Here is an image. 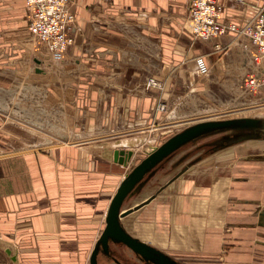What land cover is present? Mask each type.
<instances>
[{"label":"crops","instance_id":"obj_1","mask_svg":"<svg viewBox=\"0 0 264 264\" xmlns=\"http://www.w3.org/2000/svg\"><path fill=\"white\" fill-rule=\"evenodd\" d=\"M263 2L222 1L221 22L246 24ZM68 3L75 17L73 44L55 69L63 71V81L59 86H47L46 104L49 113V105H54L52 113L62 108L65 128L50 124L48 128L44 122L28 120L38 129L41 126L50 130H24L18 125L28 121L23 115L19 116L21 120L10 117L6 101H0V139L7 140L11 132V137L32 141L7 154L0 153V264H89V255L105 226V213L130 170L113 161L114 151L135 153L131 161L138 159L136 165L145 157L143 150L147 146H159L181 125L191 124L190 120H210L244 110L247 105L258 108L263 101L264 95L258 98L242 88L243 78L256 70L252 61L254 47L248 38L230 32L209 41L194 38L188 24L189 0ZM28 20L24 0H0V92L4 94L12 92L13 87L16 92L24 88L28 62L36 63L33 69H39L36 74L42 75L45 72L41 65L51 67L53 63L44 47L30 37ZM215 44L224 50L215 52ZM197 56L205 58L208 75L197 76ZM232 77L237 79L236 87L229 83ZM148 78L160 81L162 89L145 90ZM31 79L32 88L41 87L38 75ZM216 94L224 103L216 100ZM159 103L166 109L158 114L155 108ZM13 125L16 128L9 131L8 126ZM234 152L215 154L188 168L164 189L155 191L154 196L145 190L137 202L153 198L125 218L126 231L150 236L146 231L159 224L166 234L169 230L174 232L170 235L184 238L185 222L189 220L192 230L202 226L208 231L216 230L214 208L222 199L221 183L230 179L258 192L256 196H248L245 191L231 197L235 205L253 207L250 215L255 220H247L246 216L231 218L226 224L231 228V237L251 236L253 233L246 232L251 230L264 238V221L260 225L258 217L264 204L254 199L260 198L263 183L253 175L257 165H240L243 160L257 164L264 161L238 156L242 160L236 162ZM222 170H228L230 176H224ZM194 187L213 188L208 206L205 200L182 196L185 191L194 192ZM96 230L99 233L95 236ZM242 241L238 239L231 249L232 264H246L249 260L247 242ZM162 242L170 246L167 239ZM256 244L264 246L259 240ZM173 258L182 264H193L181 257Z\"/></svg>","mask_w":264,"mask_h":264},{"label":"rangeland","instance_id":"obj_2","mask_svg":"<svg viewBox=\"0 0 264 264\" xmlns=\"http://www.w3.org/2000/svg\"><path fill=\"white\" fill-rule=\"evenodd\" d=\"M262 1H264V0H262ZM188 24H189V28H190V20L188 21ZM29 35H31V34L29 33ZM39 45L42 46L41 44H39ZM47 57L50 58L53 61V63H51V67H49L47 65H41V68L45 72V75L44 74L42 75V73L36 74V72L33 69V66L34 65L37 66V64L32 62V61L28 62V65L24 68V78H25L24 88L18 89L19 92H16L14 87L12 88V92L10 90H7L8 91L7 94L0 92V101H2V102L6 101L5 103H7V104L5 106L8 107L7 109L9 111L7 112V114H9L10 117H13V118L18 117L19 118L20 115H23L24 120H27V121L29 120V121H34V122L41 121V122H44L45 126H47L48 128H50L49 126L56 127V128H61V127L65 128L63 126L64 114H62V112H63L62 108H57L54 110V113H52V111H53L52 108H54V105H49L51 110H52V111L50 110V113H49V110H48L49 107L48 108L46 107L47 106L46 104L48 103L47 97L49 95V93H47L48 92L47 86L48 85L59 86L61 81H63L62 80V72L63 71L60 69L55 70L56 68L59 67L60 62H54V60L51 58V56L49 54L47 55ZM50 70H53V71H51V73L49 74L48 71H50ZM35 75H38L40 77L39 84L41 87H39V88H32L31 87V85H32L31 84L32 83L31 77L35 76ZM229 83H231L230 85H235V87H236L237 86V79L235 80V78L232 77V80ZM10 84H12V83L10 82ZM27 86H29V87H27ZM143 87L145 90H154V89L159 90L157 87H149L148 88L146 81H145ZM261 96H263V94H258L257 97L259 98ZM217 99H219V100H221V102H223L222 98H220V96H218L216 94V100ZM225 101H228V99H226ZM49 102H50V104L52 103L50 100H49ZM250 102L251 101H249V104H250ZM225 103H227V102H225ZM260 105H261V107H258V108L253 107L252 105H247V108L244 110H240L238 112L229 113V114H225V115H219V116L213 117V118L210 117V118L211 119H228V118H236V117L243 116V115L244 116H253V115L264 116V96H263L262 104H260ZM15 106L18 107V109H16ZM202 109H204V108H202ZM163 112H165V110L162 112L156 111V113H158V114L163 113ZM202 118L208 119V118H204V117H202ZM202 118L190 120V121H192V123L198 122L200 120H203ZM65 119H66V122L68 124L69 119L67 117V114L65 115ZM29 121L25 122L22 125H18V126H20V128H23L24 130H32L30 128L38 129L37 124H34V123L31 124L32 122L29 123ZM187 125H181L178 128V131L183 129ZM16 126L17 125H13L11 127L8 126V130L13 131L14 130L13 128H16ZM68 127H69V124H68ZM48 128H46V127L44 128V127L39 126L38 130H39V132L49 131L50 129H48ZM32 131H35V130H32ZM10 133L11 132H9V135H7V140H1L0 139V153H1V155L7 154V152H10L14 149L21 148L24 145L23 143H27V144L32 143V141H26V140H21V139L18 140L14 137H11ZM54 143H58V141H56ZM62 143H64V142H62ZM65 144H68V143H65ZM234 150H235V152H234L233 157H235L236 162H239L242 160V158H241V160H239L238 156L243 157V156L250 155V154H262V153H264V142H256V143H252V142L250 143L249 142L243 146L237 147ZM133 156H136L135 153ZM137 160L138 159H135L134 163L131 161V163H129V164L134 165ZM240 165L243 167H246L248 165L249 166H256L257 165L256 167L258 168V170H256L255 173H258L259 175L257 176V174H255V173H253V175H254V177H259V179L261 178L259 183H263L262 184L263 186L261 187L262 192L260 194L261 195L260 198H254V199H257L261 203L264 204V193H263L264 192V163H258L257 164L255 162H244V160H243V163H240ZM235 166H237V165H235ZM126 168H129V167L127 166ZM221 173H224L223 174L224 176L229 175L228 170H222ZM238 173L240 174V172H237V174ZM217 184H219V182H217ZM221 184H224V185H222L224 187V188H222L223 192H221V194H219L222 199L219 200V203L214 208V211L216 213V217L218 220V228L216 230L208 231L205 226H202V229H199V230H192V222H191L192 220H189V221L185 222L186 234L183 235L184 238H182L179 235L178 236L170 235L173 231L170 232L169 230H168L169 234H166L165 232H163V230H161L162 228L159 224L153 225L151 230L149 228L146 231V232H148V235H150V236H146L144 234H142V236H141V235L137 234V231H135V234H131V233L130 234L133 237L138 238L140 241L141 240L142 241L143 240L149 241V244H147V245H150V246H153V243H152L153 240L155 242H158V241L161 242V240L166 241V239H167V241H169V243H170V246H168V243H167L164 247H162V249H159L160 251H162V252L166 251L173 257H176L178 259H180V257H181L185 261L191 262L193 264H232L231 260H230L231 249L233 248L235 243L238 241V239H242L243 240L242 242H247V245H248L247 251L250 252L249 254L246 253L249 256V260L248 259L246 260L247 263H249L250 261L251 262L249 264H260V262L263 263V261H264V257H263L264 256V246L256 244V240H259L262 242V244H264V238L256 236L255 231L247 230L246 232L253 233V235H251V236L248 235V237L243 236L242 238L234 239L231 237V236H233L231 233V228H228L226 225L227 222H230V219L233 217L244 218L246 216L247 220H251L252 222L255 221L254 218L252 217V215H250V213L253 211L254 208L235 205L231 202V200H232L231 197L237 196L239 194H243V192H245V191H246L248 196H256V194H258V192H256V191L254 192L255 189L249 188L248 185L247 186L236 185L230 179L224 180ZM189 186H191V185H189ZM236 186H238V188ZM212 187H210V188L209 187H201V188L200 187H194L195 188L194 192L191 190H188V191H185V194H183L182 196L189 197L190 199H192L191 197H195V198L201 199L202 201L205 200V204H206V206H208V204L211 203L210 198H211V196H213V188ZM105 216H106V213H105ZM190 217H191V214H190ZM146 225L148 226L149 224H146ZM169 226H170V224H169ZM134 230H136V229H134ZM208 232H211V233H208ZM97 233H99V232L96 230L95 236L97 235ZM95 236L93 238L97 239L98 236L97 237H95ZM211 238H214V240L212 241ZM161 243H163V242H161ZM176 245H178V246H176ZM94 246H95V244H94ZM94 246H93V248H94ZM88 248H90V246H88ZM179 251L183 252V253H187V256L179 253ZM178 253L180 254V256L177 255Z\"/></svg>","mask_w":264,"mask_h":264},{"label":"water","instance_id":"obj_3","mask_svg":"<svg viewBox=\"0 0 264 264\" xmlns=\"http://www.w3.org/2000/svg\"><path fill=\"white\" fill-rule=\"evenodd\" d=\"M36 72H39V69H36ZM252 129H254L261 138L259 141L252 143L264 142V116L243 115L228 119L200 120L198 122L188 124L183 129L167 138L159 146H147L143 150L145 157L136 165H131L128 174L120 183L110 202L106 214L104 229L89 256V264H97V252L99 245L105 247L108 240L114 237H117L118 241L126 245L128 249L137 255L142 256L144 255V252L148 250L156 252V249L139 242L125 230L123 225L124 222H127L125 218L143 207L144 203H147L153 198L155 191H161L164 189L188 168L209 157H212L215 154L224 151H231L237 147L245 145L242 144L234 146L235 141H230L229 136L237 133L238 131H249ZM193 149L198 151L197 153H199V156L190 154ZM180 152L183 154L177 158L175 154ZM173 155L174 157L172 158ZM132 156L133 152L131 151L125 152L117 150L113 152L112 159L115 163L127 167L129 166ZM175 157L179 160L181 158V160L178 162V160L174 159ZM244 158L245 160L264 161V153L260 155L250 154ZM163 163H169L167 166V168H170L168 173L162 176L159 172L154 178H152V176L158 171L156 170L157 167ZM161 182L164 184H161ZM147 189L153 192V196L148 198V200L137 202V199L141 198L142 193ZM258 217L259 224L261 225L264 221V209L258 210ZM158 253L166 256V258L170 260H173L171 257L159 251ZM6 254L13 261H16V257H11L10 251H6Z\"/></svg>","mask_w":264,"mask_h":264},{"label":"built area","instance_id":"obj_4","mask_svg":"<svg viewBox=\"0 0 264 264\" xmlns=\"http://www.w3.org/2000/svg\"><path fill=\"white\" fill-rule=\"evenodd\" d=\"M24 1L29 13L27 31L55 62H60L73 44L72 28L75 17L70 11L68 0ZM222 1L225 0H189L190 32L195 38L203 41L214 40L229 32L246 36L254 47L252 61L256 70L243 78L242 88L250 94L264 95V2L253 10L252 19L248 23L237 25L221 22ZM223 50V46L214 45L215 52ZM194 63L198 75L208 74L209 66L203 56H197ZM146 84L148 88L162 89L161 82L154 78H148ZM165 109L163 103H159L155 108L159 112Z\"/></svg>","mask_w":264,"mask_h":264},{"label":"flooded vegetation","instance_id":"obj_5","mask_svg":"<svg viewBox=\"0 0 264 264\" xmlns=\"http://www.w3.org/2000/svg\"><path fill=\"white\" fill-rule=\"evenodd\" d=\"M260 139L261 138L259 134L255 132L254 129L249 131H238L237 133L229 136L230 141H235L234 146L259 141ZM197 152L198 151L196 149H193L190 154H194V156H199V153ZM182 154L183 153L180 152L178 154H175V156L179 158ZM173 157L174 155L172 156V158ZM176 157L174 159L178 160L179 162L181 158L179 160ZM165 163L157 167L156 170L158 171L155 173V175L152 176V178H154L159 172V174H161L162 176L168 173V171L170 170V168H167L169 163ZM163 254L166 253L163 252ZM171 259L173 260L166 258V256L158 252L152 251H145L144 255L142 256L137 255L136 253L128 249L126 245L118 241L117 237L109 239L105 247L99 245L97 252V264H182L180 261L176 260L173 257H171Z\"/></svg>","mask_w":264,"mask_h":264},{"label":"bare ground","instance_id":"obj_6","mask_svg":"<svg viewBox=\"0 0 264 264\" xmlns=\"http://www.w3.org/2000/svg\"><path fill=\"white\" fill-rule=\"evenodd\" d=\"M189 18V17H188ZM189 20V19H188ZM194 36V35H193ZM195 37V36H194ZM37 63H39V62H37ZM195 64V63H194ZM197 74V73H196ZM208 74H209V72H208ZM207 74V75H208ZM197 76H199V77H202L201 75H198L197 74ZM206 76V75H205ZM203 120H205V119H203ZM171 129V128H170ZM133 155H134V153H133ZM132 158V157H131ZM130 162H131V159H130ZM129 162V163H130ZM135 165V164H134ZM129 169H130V167H131V164H129ZM126 176V175H125ZM125 178V177H124ZM150 201H148L147 203H149ZM147 203H144V205H146ZM143 205V206H144ZM106 214H107V212H106ZM105 219H106V216H105ZM126 230V229H125ZM103 231V230H102ZM130 234V233H129ZM131 235V234H130ZM132 236V235H131ZM133 237V236H132ZM133 238H135V237H133ZM139 242H141V243H143V244H149V241H147V240H139L138 238H136ZM162 242V241H161ZM160 241H158V242H155L154 240L152 241V243H153V246H150V247H153L154 249H156L157 251L156 252H161V253H163L162 251H160L159 249H162V247H164L165 246V243H161ZM155 246V247H154ZM166 248V247H165ZM167 250V249H166ZM148 251H151V250H148ZM152 252H155V251H152ZM165 255H168V254H165ZM90 256V255H89ZM169 256V255H168Z\"/></svg>","mask_w":264,"mask_h":264}]
</instances>
